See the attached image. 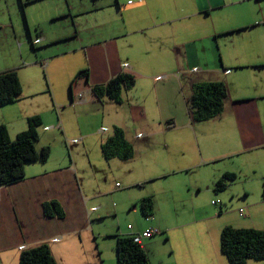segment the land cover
Returning <instances> with one entry per match:
<instances>
[{"label":"crops","instance_id":"obj_1","mask_svg":"<svg viewBox=\"0 0 264 264\" xmlns=\"http://www.w3.org/2000/svg\"><path fill=\"white\" fill-rule=\"evenodd\" d=\"M21 1H30L24 10L27 35L35 33L33 48H49L50 57L22 61L9 70L17 73L22 94L0 107V125L13 140L26 130L27 117L40 116L35 148L50 147V156L46 163H27L21 182L0 187V254L18 264L21 250L45 243L57 264H69L75 253L85 256L83 244L91 235L116 241L160 228L162 234L171 231L166 240L172 260L150 256L145 241L151 237L140 244L151 264H229L220 252L225 226L264 231V0ZM18 4L0 0L5 37L22 27ZM36 38L40 43H34ZM37 65L47 70L42 91L33 89L37 82L29 70ZM81 70L86 74L71 83ZM121 72L136 79L121 103L92 94V86ZM203 82L222 83L227 97L218 117L194 122L187 101L193 85ZM78 93L86 102H74ZM115 127L123 131L133 156L105 160L101 153L102 165L91 164L92 192L83 174V182L76 181L75 157L67 145L86 141L82 148L93 162L91 139L101 152ZM70 135L74 139L66 145ZM191 168L192 174L197 171L193 185L174 180ZM224 174L234 180L216 191ZM117 177L125 189L114 183ZM203 182L211 184L210 193L225 195L211 201L216 213L205 212L194 199L206 191ZM183 191L187 196L181 197ZM96 196L104 203L99 200L89 212L87 203ZM117 197L111 208L109 199ZM145 198L153 202L148 218L139 206ZM51 201L62 208L63 218L44 216L42 205ZM124 205L138 210L145 223L135 217L125 228H108L109 218L126 215ZM176 208L173 225L160 227L158 211ZM223 208L233 223H221ZM77 264L98 262L86 257Z\"/></svg>","mask_w":264,"mask_h":264},{"label":"trees","instance_id":"obj_2","mask_svg":"<svg viewBox=\"0 0 264 264\" xmlns=\"http://www.w3.org/2000/svg\"><path fill=\"white\" fill-rule=\"evenodd\" d=\"M28 3L30 1L19 0L22 12ZM37 40L40 39L36 38L35 44L40 43V41L36 42ZM30 44L33 48L31 38ZM85 74L86 70L77 72L71 83ZM135 84L136 79L133 75L121 72L103 85L92 86L91 92L99 100L106 97L115 103H121L122 93L133 89ZM21 94L22 87L16 72L0 73V107L14 103ZM226 97L227 91L222 83L203 82L193 85L192 95L187 101L191 120L203 122L218 117L223 111ZM26 122V130L18 133L13 140L10 139L6 126L0 125V187L21 182L25 176L24 166L27 163H46L50 156V147H43L39 151L35 148L38 129L42 124L40 116H29ZM171 124L172 122H167V126ZM100 149L105 160L114 158L128 160L133 156L131 145L125 140L123 131L117 127L113 128L112 134L103 141ZM232 180H234L233 174H224L215 183V190L223 191L227 183ZM139 206L144 217L152 216L151 198L142 199ZM42 212L48 218L61 219L64 216L62 208L55 201L44 203ZM114 251L116 264H151L140 244L133 242L132 236L116 237ZM220 252L229 264H247L249 260L264 263V231L225 226L220 232ZM18 264H57V262L49 246L42 243L21 250Z\"/></svg>","mask_w":264,"mask_h":264},{"label":"rangeland","instance_id":"obj_3","mask_svg":"<svg viewBox=\"0 0 264 264\" xmlns=\"http://www.w3.org/2000/svg\"><path fill=\"white\" fill-rule=\"evenodd\" d=\"M84 1L85 3H87V0H84ZM36 4L37 3H35V5H32L31 7L33 6L36 7L37 6ZM16 8H17L16 11L20 18V22H22V27L19 28V31H17V35L14 36L13 34H11L9 38L0 34V73L16 69L17 66L22 63V61H32V63H34V62L41 61V59L43 58L50 57L49 56L50 54L47 53L49 48L43 51V48H32L31 47L30 38L27 35V27H26V22H25V19L27 20V16H26L25 10L22 12V9L19 7V4H18V7ZM31 38L32 39L35 38L34 29H32ZM52 64H54V62ZM29 70H32V74L37 82V84L33 86V89H40V91H42L46 86L45 77H46L47 70L45 69L43 70L38 65L37 67L36 66L32 67ZM75 137H79V136H75ZM71 139H74L72 138L71 135L67 136V138L64 139L66 145H67V140H71ZM91 141L93 142V144H92V147H89L90 149L89 151L91 153L90 158L92 159L93 162H90V159L86 156L85 151L82 148L84 142L86 141H84L83 144L70 143L72 145L69 144L67 146L70 148L72 155L75 157L74 160L72 159L71 168H73L75 171L76 181L78 182L79 180V183H82L83 179H82L81 174H83L86 181L90 184V187L92 189L91 191L95 192V185L93 183L94 178L92 174L91 164L93 163L97 166H101L104 161L101 157V152L99 150L97 142H95L93 139H91ZM188 165L191 166L193 165V163L190 162V164ZM203 168L209 169L211 168V166L210 167L203 166ZM194 171L195 173L193 174H192L193 172L192 170L188 174L186 173V174L177 175L176 177H173V178H175L174 180L179 179L180 182L185 181L186 183L193 185L192 183L195 181V178H197L196 177L197 171L196 170ZM115 176L117 175L115 174ZM116 182L119 183L118 185H121L120 189H125V184L121 181L120 178L117 177L114 183ZM207 186L210 187L211 184L205 183V182L202 183L203 188L206 189ZM185 190H187V188H185ZM133 192H135V189ZM184 196H187V195L183 191V193L181 192V197H184ZM219 196L220 198H223V196L225 195H222V196L214 195L213 193H210L209 190L206 189L204 193L202 192L199 195H195L194 199H200L201 207L204 209L205 212L207 213L215 212L216 213L218 210V207L211 205V201L215 202L216 200L219 199ZM118 198L119 197H117L116 200L109 199L111 208H114L113 206L118 204V201H119ZM99 200L101 199L96 196V197H93L87 203V209L89 212H91L92 209L99 204L100 202ZM170 208L171 206L169 207V209ZM96 211L97 210H95L94 212ZM124 211L126 215H119L117 217L109 218L106 221L107 223H105V225L108 228H115V230H116L117 225L125 228V226L132 223L135 217H138L139 220H141L140 223H145L146 219H144L140 215V213L139 215L137 214L138 210L137 211L131 210L130 208L124 205ZM228 213L229 212H226L224 210V213H223L224 217L220 219L223 221L221 223H226L227 225L229 223H233L230 220L231 214H228ZM91 214L94 215L95 213L92 212ZM166 214H167V217H166ZM166 214H164L160 210L158 211V217H157L156 222L157 224H159L160 227H171L174 223V220L177 219V217L179 216L178 210L177 211L170 210ZM152 229H155V228H152ZM158 229L159 230L156 229L158 231L157 235L145 241L152 249V255L150 254V256L152 258H163L165 260H172V258L169 257V249H170L171 244L170 242L166 240V237L171 234V231L170 230L165 231L162 234V232L160 231L161 229L160 228ZM178 233L179 231L177 230L174 234L176 235ZM83 246H84L85 256H83L80 253H75L72 259L69 258V260L71 261L69 264H77L78 262H82V260L86 257L88 259L91 258L92 263L94 259V260H97L98 264L99 262H101L102 264H116V254L114 251L115 239L113 238L109 239V237L95 238V236L91 235L90 238H88V240L84 242ZM7 261L8 259L5 257V255L0 254V264H4ZM8 264H14V262L9 260Z\"/></svg>","mask_w":264,"mask_h":264},{"label":"built area","instance_id":"obj_4","mask_svg":"<svg viewBox=\"0 0 264 264\" xmlns=\"http://www.w3.org/2000/svg\"><path fill=\"white\" fill-rule=\"evenodd\" d=\"M129 3H131V2H129ZM39 41L40 40H37L36 42H39ZM44 63H45V61H43V64ZM84 96H85V94H83V93H78V94L74 95V102H76V103L86 102ZM157 233H158V231L156 229H147L140 234H136V235L132 236V240L136 244H141L142 239L150 238Z\"/></svg>","mask_w":264,"mask_h":264}]
</instances>
